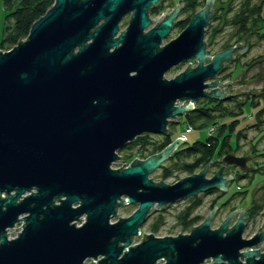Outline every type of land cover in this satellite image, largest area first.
<instances>
[{
    "label": "water",
    "instance_id": "obj_1",
    "mask_svg": "<svg viewBox=\"0 0 264 264\" xmlns=\"http://www.w3.org/2000/svg\"><path fill=\"white\" fill-rule=\"evenodd\" d=\"M154 1L54 0L25 38L0 49V192L5 194L0 196V264H82L97 256V264H156L160 257L165 264H203L205 259L206 264H264L259 249L264 226L243 237L250 220L244 208L231 226L239 208L210 227L215 205L188 233H142L132 244L151 208L209 188L224 192L232 177L223 176L224 165L237 166L242 174L256 167L247 165L251 155L227 152L216 158L221 165L210 176L211 159L174 183L152 180L149 174L184 140L181 136L145 158L111 167L120 157L116 151L135 136L165 134L167 124L178 121L193 102L225 98L220 88L230 81L216 76L225 60L246 49L250 31L243 43L206 52L213 0H206L175 38L158 46L178 5L166 14L167 5L156 16L163 18L143 32ZM130 10L126 30L112 38L118 20ZM186 61L184 70L163 77ZM183 101H188L185 106ZM32 187L34 193L19 198ZM126 203L135 204L134 211L111 222ZM22 212L26 215L17 218ZM83 213L85 221L75 225ZM17 219H23L15 228L18 235L7 239L5 228Z\"/></svg>",
    "mask_w": 264,
    "mask_h": 264
},
{
    "label": "rangeland",
    "instance_id": "obj_2",
    "mask_svg": "<svg viewBox=\"0 0 264 264\" xmlns=\"http://www.w3.org/2000/svg\"><path fill=\"white\" fill-rule=\"evenodd\" d=\"M204 1V0H203ZM254 2V0H250ZM244 0H213L211 3L212 8L216 7L213 12V16L211 17V21L209 23L208 28L205 31L204 37L207 42V50L206 52L208 54H213L217 51H220V49L227 48L228 45L232 44L234 45V39H235V27L231 25L230 23H224L222 29L220 31L217 28L221 26L224 22V13L225 10L227 9L226 13V18L231 17L233 12H236L239 5L242 4ZM228 3L230 4L231 8L228 7ZM199 6H202L199 5ZM5 12V8L3 5V0H0V30H1V25L3 22V14ZM176 33V32H175ZM249 47L246 46V49L241 52H236L234 55H236L234 60L227 61L226 64L228 65L218 77L216 76V79L219 80L220 82H225L229 80L230 82H225V84L220 88L224 93L227 94L229 90H235L237 88H242V86L248 85L249 83H253L252 89L245 90L243 92H238L237 98L243 99L245 96L244 92H249L246 96H250L251 93L254 94V99L257 100L260 98L264 97L263 95H260L258 93L259 90L255 88H260L261 86H264V37L258 38V34L253 33L249 37L248 40ZM239 43L241 42V39L239 40ZM247 45V43H246ZM222 46H224L222 48ZM230 46V47H232ZM195 66L196 62H191L189 65ZM187 66V63L184 65H180L173 70H170L169 72L164 74L165 78H171L175 74L179 73L180 71L184 70L185 67ZM245 66V67H243ZM241 70L240 73L238 71ZM235 69L232 73V77L229 79L228 71ZM235 76V74H237ZM252 95V94H251ZM225 99V98H224ZM214 99H209L207 97L198 99L195 101V104H199L201 102H209L213 103ZM188 102V101H187ZM184 101L182 103L183 106L186 105L187 103ZM229 99H225L221 103L228 105ZM179 101H176V104H178ZM253 113V109L250 108L249 106L244 107V113L240 117L239 121V126L238 127H245L247 124H251L254 121V116L252 117H247L249 113ZM214 114H218L217 111H214ZM197 120V119H196ZM185 121L186 118H184V115L178 116V121H173L167 124L168 133L170 134L168 138L171 136H181L184 138V140L181 141V143L176 147H185L189 146L192 143L196 141H200L204 138L206 132L209 129H212L213 126H208L207 128L205 126L203 127H197L195 126L194 123L191 126V130L188 132H185ZM198 122L200 120H197ZM237 127V128H238ZM261 128L257 131L254 130L250 127L248 128H243V132L245 136L241 137L240 140V147H239V152L249 154L248 152L250 151V141L252 137L256 136L257 133L260 131L264 132V125L260 126ZM176 137H172L175 139ZM143 140L138 141L134 146H131L129 149H123L119 148L116 152L119 158H117L114 162L111 163L112 168H117L120 167L121 165L124 167L127 164H129L134 158H145V156H149L153 154L151 151L158 152L162 148L165 147L166 144L162 145L165 140V135L159 134V133H149V135H144ZM243 138V139H242ZM146 139V141L144 140ZM172 139V140H173ZM171 140V141H172ZM143 141V144L145 142V146L147 149L141 153V155H135L139 151V146L141 145ZM170 141V142H171ZM264 145V136L262 139L259 141L257 144V147H263ZM143 146V145H142ZM132 154L129 158L126 157L127 155ZM171 154V156H168L165 158L161 164L154 169L149 177L154 180V181H159L161 180L164 183L171 184L177 181L179 178L186 176L190 174L187 170L184 168V164L182 160H178L175 162V155ZM263 159V160H262ZM253 159L251 158L250 161ZM259 160V158H256V162ZM249 160L247 163L250 162ZM214 165H209L208 166V172L207 176H210L218 169V167L221 165V162L217 160H213L212 163ZM219 162V163H218ZM255 162V163H256ZM264 164V158H261V161ZM123 163V164H122ZM252 165H255L252 163ZM223 176H227L228 173L232 175V179L226 182V187L227 189L225 191L226 194L225 196H220L217 199V203L220 204V202L226 198V196L230 195L232 192L237 191L238 194L234 195L227 204L223 205L222 203L214 209V213L212 218L210 219V227L211 228H216L219 226V224L224 220V218L227 216L229 212L232 210L239 208V210L235 211L233 218L229 225L231 226L234 221L237 218L238 213L242 208L243 210V215L248 218V214L250 215V220L247 222V227L245 229V232L243 234V237L248 238L255 234L256 232H259L261 228L264 226V171H257L254 173L253 177H248L250 172L253 170H250L246 172L247 174L240 176L241 171H238L237 166L234 165H224L223 166ZM200 167H194V170L198 171ZM256 170V167L255 169ZM240 172L238 175L237 173ZM240 176V177H239ZM237 177V178H235ZM259 184V185H258ZM224 191V192H225ZM218 194V191L214 192H209V193H202L198 192L196 194L190 195L188 197H185L183 199L177 200L173 203L166 204L162 206L160 209H154L151 208L149 213L147 214L145 220L143 223L140 224L139 226V232L135 236H133L132 239V244L134 245L137 244L142 238L141 235L142 233L148 234L152 233L155 236H175L177 233H188L189 232V225L188 227H185L184 224L186 221L190 220L191 217L198 215L199 219L198 221L194 224L197 225L200 222H202L207 216V214L211 211L213 207H211V199L215 197L214 195ZM196 198H200L198 203H195L197 201ZM254 199L255 201H258L261 205L259 207L258 211L254 213L252 210L254 209L253 205L251 206L250 200ZM263 199V200H262ZM262 200V202H260ZM219 201V202H218ZM164 207V208H163ZM250 207V210L248 208ZM136 208L135 204H124L121 205L117 208V215L113 216L111 219V222L116 221L118 216L120 217H125L128 216L134 209ZM188 212L186 217H185V212ZM252 211V212H251ZM250 212V213H249ZM182 213V217H178L179 214ZM193 226V225H192ZM191 226V227H192ZM259 243L257 246L252 247L255 249H258L260 247ZM261 251L264 250V246L260 247ZM99 257V256H98ZM208 260L209 263V259ZM82 264H94L91 260L88 259V261L84 260ZM163 264V263H162ZM204 264V263H203Z\"/></svg>",
    "mask_w": 264,
    "mask_h": 264
},
{
    "label": "trees",
    "instance_id": "obj_3",
    "mask_svg": "<svg viewBox=\"0 0 264 264\" xmlns=\"http://www.w3.org/2000/svg\"><path fill=\"white\" fill-rule=\"evenodd\" d=\"M53 2L54 0H3L5 12L3 14V22L0 30V49H9L12 45L17 43L18 39L22 40L23 38H25L29 32L33 21L37 19L40 15H42L52 5ZM227 8H231L229 3ZM226 13L227 9L224 13L223 24H221V26L217 28L218 30H215V32L220 31L224 23H230L235 27V39L233 42L234 44L236 42H239L242 36H244L248 31L250 32L247 34L246 40H248L249 37L253 35V33L258 34V38L264 37V0H254V2L250 0H244V2L239 5L237 11L232 13L231 17L226 18ZM255 26L256 28H254ZM251 28L254 29L251 30ZM241 42H243L242 39ZM246 43L247 47L252 44H249L248 42ZM230 46H232V44L228 45L227 47ZM223 47L224 46H222V48ZM234 70L235 69H233L232 72L230 70L228 71V74H226L228 75L229 79L231 78ZM241 70L242 68L238 71V73H240ZM238 73L235 74V76L238 75ZM244 93L245 96L243 99L237 98L236 93H227L225 99L230 100V102L227 103L228 105L221 103L225 100L224 98L214 99L213 103H209L206 101L201 102L199 104H195V102H193L192 109L188 110L183 114L184 118H186L185 127L188 125L192 126L196 122L194 125L197 127L205 126L207 128L211 125L213 126V130L210 134L206 132L204 138L200 141H196L189 146L175 148L171 152L172 155L176 153L175 162L178 160L184 161L183 164L185 170L190 173H193L196 172V170H194V167H200L199 169H201L210 159L213 161L216 160V158L223 156L227 152H233L236 155H251V158L254 159L252 160V163L256 164V170L251 171L248 177H253L254 173L257 171H264V164L260 162L261 158H264V145L260 148L257 147V144L264 136V132L260 131L259 133H257L256 136L252 137L250 141V151L248 152L249 154L239 152L241 137L245 136L243 128L250 127L258 131L261 128L260 126L264 125V97L261 98L262 100H260V98L255 100V96L253 93H251L252 95L250 94V96H246L249 92ZM258 93H260V95H263L264 90H259ZM245 106H249L253 109V113L248 112L249 114L247 115V117L254 116V121L253 123L247 124L245 125V127L241 128L238 126L239 121L241 119L240 117L244 113ZM214 111H217L218 114H214ZM196 119L200 121L198 122ZM144 135L148 136L149 133H142L135 136L132 140H129L124 143L120 148L129 149L131 146H134L138 141L143 140L142 137ZM164 135L166 141L162 143L161 146L166 143H169L173 139L172 137H176L171 136L170 138H168L170 135L168 131L163 134V136ZM144 140L146 141V139ZM146 149L147 147L145 146V142L143 144L142 141L141 145L139 146V151L135 155H141V153ZM151 152L155 153L154 150ZM171 154L169 156H171ZM131 155L132 154L127 155L126 157L129 158ZM256 158H259L257 162ZM238 171L240 170L238 169ZM239 173L240 172H238L237 175ZM240 174V176L245 175V173ZM262 187H264V185ZM214 191H218V194L214 195L215 197L211 199V207H214L215 205L218 206L219 203L216 202L217 199L220 196H225L227 192H222L218 187H214L209 188L202 193H209ZM237 194V191L232 192L230 195L226 196V198H224L220 202V204H227L228 201L234 195ZM196 199L197 201H195V203H198L200 198ZM262 200L260 202H262ZM250 201L251 206H254V209L252 211L256 213L259 207H261V205L257 203L258 201H255L254 199H251ZM248 210H250V207L248 208ZM187 213L188 212L186 211L185 217ZM182 216L183 214L180 213L178 217ZM248 217L250 218L249 214ZM198 219L199 216L195 215L191 217L190 220L186 221L184 226H194Z\"/></svg>",
    "mask_w": 264,
    "mask_h": 264
},
{
    "label": "flooded vegetation",
    "instance_id": "obj_4",
    "mask_svg": "<svg viewBox=\"0 0 264 264\" xmlns=\"http://www.w3.org/2000/svg\"><path fill=\"white\" fill-rule=\"evenodd\" d=\"M205 2H206V0H204V1L203 0H155L154 3L151 4L147 8V12H146L147 13V17L149 19H152V20L147 22L146 25L141 28V30L143 32H146L147 30L152 28L156 22H159L163 18V14L159 15V19L156 16L160 13V11L164 12V8H166L167 5H169V7L165 10L166 14H168L169 11L172 10L174 8V6L177 4L178 5V9L176 10L175 15L171 18L170 27H169L168 31L165 33V35L160 38V42H158V46H162L165 43H167L169 40L175 38L185 28V26L188 24V22L190 20V16L193 13H195L196 11H198L199 9H201L202 7H204L205 6ZM201 4H202V6H199ZM211 8H212V6H211ZM131 12H133V10L125 12L120 17V19L117 22V30L112 35V38L118 36L120 30H122V29H123V31L126 30V26L128 25V19H129L130 15H131ZM213 12H214V9H213L211 15L209 16L207 28H208L209 23L211 21V17L213 16ZM154 17H156V18H154ZM102 21H103V19H100L97 24H99ZM207 28L205 27V31H206ZM204 40H205V37H204ZM120 44H121L120 41L117 42V45H120ZM113 47H114V45L109 47V50L111 51L113 49ZM206 49H207V47H206ZM232 59L234 60L235 58H230V59H227V60H225L223 62V65H222L221 69L219 70L217 77L223 71H225L226 67L228 66L226 64V62L230 61ZM187 62H189V61H186L185 63H187ZM185 63L179 62L176 65L171 66L165 73L169 72L170 70H173L174 68H176V67H178L180 65H184ZM129 74H135V70H131L129 72ZM249 161H250V159H249ZM214 163L215 162L211 163V165H214ZM247 164H249V165L252 164V161H250Z\"/></svg>",
    "mask_w": 264,
    "mask_h": 264
},
{
    "label": "built area",
    "instance_id": "obj_5",
    "mask_svg": "<svg viewBox=\"0 0 264 264\" xmlns=\"http://www.w3.org/2000/svg\"><path fill=\"white\" fill-rule=\"evenodd\" d=\"M184 102V101H183ZM187 102V101H186ZM187 104V103H186ZM191 130V126L190 125H188V126H186L185 127V132H188V131H190ZM212 130H213V128L212 129H209L208 131H207V133L208 134H210L211 132H212ZM32 191V193H34L35 192V189L32 187L30 190H28V191H25L23 194H21V196L19 197V198H21L22 196H25L26 194H29L30 192ZM13 191H11V193H12ZM0 196H5V194H4V191H1L0 192ZM55 203H58V201H54ZM24 215H26V213L25 212H22V213H19L18 215H17V218H20L21 216H24ZM116 215H117V209H116ZM115 215V216H116ZM79 217H81L79 220H74L73 222L75 223V225H80V224H82L84 221H85V217H86V215L83 213V214H81V215H79ZM78 217V218H79ZM23 223V219H17L11 226H9V227H6L5 228V233H6V238L7 239H11V238H15L17 235H18V233H17V230L15 229V228H17V227H19L21 224ZM15 229V230H14ZM100 257H96V259H99ZM89 260H91L94 264H97V262H96V259L95 258H93V257H90V258H88ZM88 259H85V261L87 260L88 261ZM160 259V260H159ZM159 260V261H158ZM157 262V263H156ZM156 264H162L163 262H165V260L162 258V257H160V258H158L157 260H156ZM206 263H208V260H206L205 259V261H204V264H206ZM163 264H165V263H163Z\"/></svg>",
    "mask_w": 264,
    "mask_h": 264
},
{
    "label": "bare ground",
    "instance_id": "obj_6",
    "mask_svg": "<svg viewBox=\"0 0 264 264\" xmlns=\"http://www.w3.org/2000/svg\"><path fill=\"white\" fill-rule=\"evenodd\" d=\"M168 127V126H167ZM179 137V136H178ZM135 244V243H134ZM99 257H101V256H99ZM163 258V257H162ZM164 259V258H163ZM165 260V259H164Z\"/></svg>",
    "mask_w": 264,
    "mask_h": 264
}]
</instances>
